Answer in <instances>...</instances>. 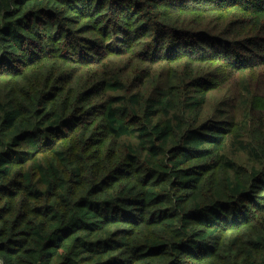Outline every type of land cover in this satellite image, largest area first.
<instances>
[{"label": "trees", "instance_id": "trees-1", "mask_svg": "<svg viewBox=\"0 0 264 264\" xmlns=\"http://www.w3.org/2000/svg\"><path fill=\"white\" fill-rule=\"evenodd\" d=\"M0 264H264V0H0Z\"/></svg>", "mask_w": 264, "mask_h": 264}]
</instances>
